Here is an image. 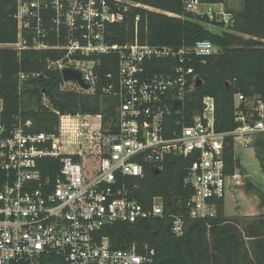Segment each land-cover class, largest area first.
Returning <instances> with one entry per match:
<instances>
[{"label":"built area","instance_id":"2783aa9c","mask_svg":"<svg viewBox=\"0 0 264 264\" xmlns=\"http://www.w3.org/2000/svg\"><path fill=\"white\" fill-rule=\"evenodd\" d=\"M122 3L16 0V40L0 47L17 54L55 55L47 57L46 68L59 72L60 91L93 94L95 58L114 55L118 64L102 89L114 100L106 121L102 114L55 112L58 124L53 132L32 133L30 120L15 116L7 123L0 118V264H39L43 255H55L66 264H152L155 251L148 244L115 249L100 231L119 223L167 218L171 233L181 237L188 221L215 217L230 181L239 178L225 173L226 147L232 145L234 153L236 147L253 146L264 136V99L241 95L234 96L233 130L216 131L211 96L202 98L186 126L183 101L193 93L197 79L186 64L212 56L215 47L208 40L178 49L137 40L109 44L108 28L123 21ZM183 9L211 24L233 23L223 3L187 0ZM155 60H175L176 65L168 73L149 74ZM65 69L77 72L88 88L64 81ZM27 76L20 73L19 82ZM42 103H49L45 95ZM176 103L180 107L175 108ZM174 115L179 119L172 122L175 129L168 130L165 122ZM173 159L189 160L182 184L191 190L190 199L185 205L177 202V212L171 214H165L161 197L148 206L140 204L132 192L147 167L159 172ZM48 169L53 176H43Z\"/></svg>","mask_w":264,"mask_h":264},{"label":"trees","instance_id":"16d2710c","mask_svg":"<svg viewBox=\"0 0 264 264\" xmlns=\"http://www.w3.org/2000/svg\"><path fill=\"white\" fill-rule=\"evenodd\" d=\"M122 1L119 9L123 13V21L108 28L106 41L109 44L123 46L137 40L139 44L178 49L208 40L215 47L216 53L212 56L186 64V67L193 68L202 82L183 101L186 126L193 112L200 109L205 96L215 100V129L218 132H228L236 127L235 95L245 99H264V0H241L239 11L225 9L232 15L233 23L221 33L209 31L203 25L209 23L205 17L186 13L183 3L187 0ZM199 1L224 4V0ZM15 13L16 0H0V45L16 40ZM47 57L55 58V55L38 51L17 54L12 49L0 47L1 120L12 123L15 116L23 121L30 120L32 133L53 132L58 124L55 112L102 114L106 121L114 107V100L102 89L109 82L106 76L116 73L117 57L101 55L95 58L98 62L94 69L97 84L93 94L60 91V74L47 70ZM149 65V74H165L175 67L176 62L155 60ZM20 73L28 75L21 82L18 80ZM32 74L37 76L32 77ZM43 95L49 101L46 106L42 103ZM178 119L179 116L174 115L165 122L168 130L175 129L172 122ZM253 146L255 158L264 173V136L256 139ZM224 161L226 175L233 176L240 169L232 145L226 147ZM188 165V159H173L158 173H155L156 169L147 167L144 179L138 183L139 188L132 192L133 196L143 206L150 205L154 197H161L165 214L176 213L177 202L185 205L191 197V190L183 188L182 184ZM43 176L51 177L53 172L45 170ZM246 186L249 190L250 186ZM257 198L259 206L264 208V193L258 191ZM185 211V207H182V212ZM256 224L255 228L246 230L245 235L252 242L254 257L244 246L236 227L229 225L224 215L223 200L217 203L215 217L188 221L184 234L179 238L171 233V223L167 218L114 224L104 227L100 234L108 237L115 249L123 250L132 244H148L155 251L152 264H264V215L257 219ZM241 250L244 251L243 255ZM11 264L27 263L15 261ZM39 264L66 263L55 255H43Z\"/></svg>","mask_w":264,"mask_h":264},{"label":"rangeland","instance_id":"374dc122","mask_svg":"<svg viewBox=\"0 0 264 264\" xmlns=\"http://www.w3.org/2000/svg\"><path fill=\"white\" fill-rule=\"evenodd\" d=\"M203 25L213 33L227 31V27L219 24L206 22ZM254 150V146L235 148L234 157L240 166L235 174L239 178L230 181L231 187L225 192L223 199L224 215L228 219L229 225L236 227L239 231L244 246L248 247L252 257H254L252 242L246 239V230L250 227L255 228L257 219L264 215V208L259 206L257 198L258 191L264 193V173L255 158ZM246 185L250 186L249 190ZM243 254L244 251L241 250V255Z\"/></svg>","mask_w":264,"mask_h":264},{"label":"water","instance_id":"95a60500","mask_svg":"<svg viewBox=\"0 0 264 264\" xmlns=\"http://www.w3.org/2000/svg\"><path fill=\"white\" fill-rule=\"evenodd\" d=\"M62 78L64 81H69V80H74L77 81L78 83H80V85L84 88L87 89L88 87L85 86L80 78V75L77 72L71 71V70H63L62 71ZM202 82L200 79H195L194 81V87H193V92L198 89L201 86ZM175 108L180 107L179 103H176ZM155 173H158V171L156 170Z\"/></svg>","mask_w":264,"mask_h":264},{"label":"crops","instance_id":"0c3cea01","mask_svg":"<svg viewBox=\"0 0 264 264\" xmlns=\"http://www.w3.org/2000/svg\"><path fill=\"white\" fill-rule=\"evenodd\" d=\"M223 5L228 11H239L241 9V0H224Z\"/></svg>","mask_w":264,"mask_h":264}]
</instances>
